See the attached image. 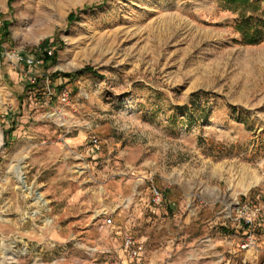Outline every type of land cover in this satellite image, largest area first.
I'll return each mask as SVG.
<instances>
[{
	"label": "rangeland",
	"instance_id": "374dc122",
	"mask_svg": "<svg viewBox=\"0 0 264 264\" xmlns=\"http://www.w3.org/2000/svg\"><path fill=\"white\" fill-rule=\"evenodd\" d=\"M237 11L0 0V264H264V39Z\"/></svg>",
	"mask_w": 264,
	"mask_h": 264
},
{
	"label": "built area",
	"instance_id": "2783aa9c",
	"mask_svg": "<svg viewBox=\"0 0 264 264\" xmlns=\"http://www.w3.org/2000/svg\"><path fill=\"white\" fill-rule=\"evenodd\" d=\"M1 24V21H0ZM6 55H9L8 52L5 51ZM11 62L13 64H20L23 63L27 66H36L41 62L40 57L31 55V54H24V55H19V54H14L13 58L11 59ZM29 81L34 80V75L28 77ZM66 96V92H62V98ZM88 143L90 145L91 149H95L97 147L98 140L96 137H91L88 140ZM151 200L154 204L160 203L162 200V194L160 191H158L155 187H151ZM259 210V207L255 204L243 201L237 206V220H241L244 225L250 226L253 223L254 217L257 215ZM98 215L103 216V223L107 224L110 222V215L107 213L104 209L100 210ZM123 246L125 249L128 251V253L134 257L138 254V245L136 240L132 237V235L125 233L123 235ZM246 243H243V246Z\"/></svg>",
	"mask_w": 264,
	"mask_h": 264
},
{
	"label": "trees",
	"instance_id": "16d2710c",
	"mask_svg": "<svg viewBox=\"0 0 264 264\" xmlns=\"http://www.w3.org/2000/svg\"><path fill=\"white\" fill-rule=\"evenodd\" d=\"M220 7L238 10L239 19L235 23V29L240 33L241 40L246 43H255L264 39V19L254 15L252 12L246 13V9L255 10L257 7L256 1L251 0H218ZM74 14L70 12L67 15L69 19ZM45 58L50 57L46 51L43 53ZM84 69L90 70L89 66H84ZM64 76H69V74H64Z\"/></svg>",
	"mask_w": 264,
	"mask_h": 264
},
{
	"label": "crops",
	"instance_id": "0c3cea01",
	"mask_svg": "<svg viewBox=\"0 0 264 264\" xmlns=\"http://www.w3.org/2000/svg\"><path fill=\"white\" fill-rule=\"evenodd\" d=\"M100 198V197H99ZM95 219H98V220H100V223H102L103 224V226H106V225H108L109 223H107V224H105V223H103V216L102 215H99V217L98 218H95Z\"/></svg>",
	"mask_w": 264,
	"mask_h": 264
}]
</instances>
